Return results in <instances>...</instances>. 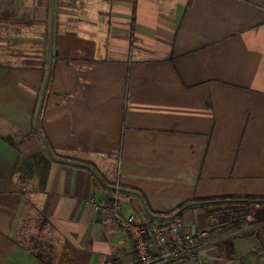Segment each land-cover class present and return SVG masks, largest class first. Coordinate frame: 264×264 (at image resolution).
<instances>
[{"label": "crops", "instance_id": "crops-1", "mask_svg": "<svg viewBox=\"0 0 264 264\" xmlns=\"http://www.w3.org/2000/svg\"><path fill=\"white\" fill-rule=\"evenodd\" d=\"M226 194L264 195V0H0V264H134L112 204ZM177 215L190 264H264Z\"/></svg>", "mask_w": 264, "mask_h": 264}, {"label": "built area", "instance_id": "built-area-1", "mask_svg": "<svg viewBox=\"0 0 264 264\" xmlns=\"http://www.w3.org/2000/svg\"><path fill=\"white\" fill-rule=\"evenodd\" d=\"M89 202L95 212L108 209L93 198ZM111 209L131 241L134 264H190L196 259V239L205 232H198L183 219L150 217L140 220L134 214L123 212L119 204H112Z\"/></svg>", "mask_w": 264, "mask_h": 264}, {"label": "trees", "instance_id": "trees-1", "mask_svg": "<svg viewBox=\"0 0 264 264\" xmlns=\"http://www.w3.org/2000/svg\"><path fill=\"white\" fill-rule=\"evenodd\" d=\"M190 202L193 207L198 205L205 209V227L210 231L237 230L247 219H251V223L264 222V195L205 196L193 198L185 203ZM177 216L179 217V214Z\"/></svg>", "mask_w": 264, "mask_h": 264}, {"label": "rangeland", "instance_id": "rangeland-1", "mask_svg": "<svg viewBox=\"0 0 264 264\" xmlns=\"http://www.w3.org/2000/svg\"><path fill=\"white\" fill-rule=\"evenodd\" d=\"M251 219H247L246 220V222H243L242 223V225H241V227H239V229H237V230H247V232L246 233H248L249 231L250 232H255V230H256V228L259 226V225H261V224H263L264 225V222H258V223H251ZM232 231V230H231ZM236 231V230H235ZM262 242H263V244L261 245V247H259L258 248V250L257 251H260V250H262L263 248H264V239H262Z\"/></svg>", "mask_w": 264, "mask_h": 264}, {"label": "water", "instance_id": "water-1", "mask_svg": "<svg viewBox=\"0 0 264 264\" xmlns=\"http://www.w3.org/2000/svg\"><path fill=\"white\" fill-rule=\"evenodd\" d=\"M47 79H48V74L46 76V81H47ZM192 204H193L192 202L184 204L183 206H181L178 210H176L174 213H172L169 216H155V215H151V216L152 217H158V218H172V217L176 216L177 213H179L181 210H183L186 206L192 205Z\"/></svg>", "mask_w": 264, "mask_h": 264}]
</instances>
